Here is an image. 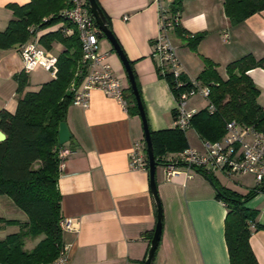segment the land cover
Segmentation results:
<instances>
[{
	"label": "crops",
	"instance_id": "1",
	"mask_svg": "<svg viewBox=\"0 0 264 264\" xmlns=\"http://www.w3.org/2000/svg\"><path fill=\"white\" fill-rule=\"evenodd\" d=\"M29 1L0 0V31L12 18L8 4L23 5ZM171 1L162 3L168 6ZM97 2L132 63L149 129L173 128L176 99L160 74L158 60L152 56L153 40L158 34V3L156 0ZM222 3L223 0L182 1L179 25L186 33L179 36L175 30L170 32L182 76L196 78L204 67L202 57L214 64L222 78L226 77L225 66L233 60L251 55L264 61V9L231 26ZM60 25L36 30L31 40ZM200 32L203 36L196 51H192L186 44L189 34ZM102 37L105 36L101 33L98 49L108 53L106 60L122 81L126 103L123 105L99 89H92L86 108L71 104L67 109L65 122L71 136L65 146L71 153L60 169L56 186L61 215L74 220L75 230L62 231V242L66 247V264H143L156 224V206L147 169L131 168L129 153L135 141L144 142V133L139 114L128 109L132 103L122 62L111 43L105 44ZM19 49L20 46L0 48V111L14 113L17 107L15 76L22 72ZM61 50L62 45L54 41L47 51L57 56ZM247 74L259 90L256 101L264 110V67L251 68ZM26 75L28 91L38 90L52 78L40 66ZM190 107L197 111L204 108ZM184 133L188 146L201 151L203 139L195 129L189 127ZM175 154L168 153L164 161ZM215 173L218 171L209 174L218 180ZM249 176L253 180L249 174L238 180ZM155 180L162 228L151 264H229L224 240L226 207L216 197L210 181L194 168L166 180L163 164L156 165ZM244 186L248 189L238 193L245 194L255 186L254 181ZM245 207L258 212L250 227L249 243L258 264H264V229L254 228L258 224L264 226V191L249 199ZM0 212H3L0 217L6 220L27 221L26 214L6 195H0ZM18 230L17 224L1 223L0 238ZM40 238H27L24 248L30 250Z\"/></svg>",
	"mask_w": 264,
	"mask_h": 264
},
{
	"label": "trees",
	"instance_id": "2",
	"mask_svg": "<svg viewBox=\"0 0 264 264\" xmlns=\"http://www.w3.org/2000/svg\"><path fill=\"white\" fill-rule=\"evenodd\" d=\"M182 1L172 0L169 11L180 13ZM66 6V0H30L23 5L8 4L12 18L0 31V48L21 46L33 39L36 30L64 22L61 11ZM222 6L230 25L235 26L264 9V0H223ZM102 14L108 23L103 11ZM175 32L179 36L186 33L180 25ZM189 36L186 44L196 51L203 33ZM54 41L62 45L56 56L55 78L42 83L36 91H28L25 90L27 75L20 72L15 76L18 94L15 112L0 111V130L6 136L0 141V195L8 196L27 216V221L21 223L0 217V224L19 225L17 232L0 238V264H48L58 256L63 246L59 227L62 218L60 193L56 183L60 175L57 149L65 144L58 143L57 128L60 121L66 120L67 109L72 104L70 84L81 81L85 68L81 64L80 43L75 34L64 35L57 28L37 38L46 50ZM201 59L204 67L196 80L209 86L208 101L214 110L210 112L206 107L198 110L190 119V127L202 139L210 141L223 136L225 124L230 120L264 131V110L256 101L259 90L247 74L251 68L264 67V61L251 55L233 60L225 66L226 77L222 78L210 60ZM128 61L132 68L131 61ZM132 72L140 93L133 68ZM182 78L185 79L184 76ZM164 79L170 85V76L166 75ZM128 91L132 103L128 109L138 113L129 86ZM150 136L156 165L163 164V157L168 153H178L188 146L184 131L176 127L150 130ZM194 169L210 181L216 197L226 207L224 240L229 264H258L250 247L251 229L248 224L254 222L257 211L245 207V203L264 191V185L254 186L245 194H240L221 185L212 174L201 168ZM254 228L264 229V226L258 224ZM39 236L41 238L33 248H24L27 238Z\"/></svg>",
	"mask_w": 264,
	"mask_h": 264
},
{
	"label": "built area",
	"instance_id": "3",
	"mask_svg": "<svg viewBox=\"0 0 264 264\" xmlns=\"http://www.w3.org/2000/svg\"><path fill=\"white\" fill-rule=\"evenodd\" d=\"M158 3V34L153 40L152 56L160 66V74L171 78L170 90L176 99L174 127L185 131L190 127V119L197 109L189 106V99L200 96L207 100L206 108L212 112V104L208 101L209 86L202 84L196 78H182L177 50L170 39V32L179 25L180 14L171 13L169 5L162 0ZM67 6L61 11L64 22L58 29L64 35L75 34L80 43L81 64L85 73L78 84L72 82V104L86 108L89 103L90 91L99 89L125 105V93L121 79L115 74L106 58L108 53L98 49L99 35L102 33L86 0H66ZM126 16H124V19ZM22 72L29 73L40 66L49 72L52 78L56 76V56L44 49L37 40H29L19 49ZM176 92V94H175ZM63 145V144H62ZM71 153L67 146L57 149L59 168L64 166L65 159ZM130 167L137 170L147 169L145 144L135 141L129 153ZM201 168L207 173L222 171L229 176L249 174L253 177L255 186L264 185V131L257 130L252 125L240 124L235 120L227 121L223 136L215 141L202 140V150L187 146L163 163L166 180L172 176L186 173L193 168ZM184 169V170H182ZM191 176V175H187ZM249 227L253 223L248 222ZM62 231L75 230L74 220L62 217L59 221ZM66 247L63 245L58 256L48 264H66Z\"/></svg>",
	"mask_w": 264,
	"mask_h": 264
},
{
	"label": "water",
	"instance_id": "4",
	"mask_svg": "<svg viewBox=\"0 0 264 264\" xmlns=\"http://www.w3.org/2000/svg\"><path fill=\"white\" fill-rule=\"evenodd\" d=\"M87 5L89 7V10L91 14L93 15L98 27L100 28L102 34L109 40V42L112 45V48L119 56L122 65L124 67V71L126 74V78L129 83V87L132 91V94L135 98V104L138 110V114L141 118L142 122V128L144 133V142H145V150H146V156H147V172H148V178H149V188L150 192L152 194L155 206H156V224L155 228L152 234V237L150 239L149 243V249L146 255V259L143 264H151L154 253L156 251L158 241L160 239L161 235V228H162V208L160 204V200L157 194V186H156V180H155V170H156V160L154 158L153 154V146L150 136V130L147 122L146 113L144 110V106L140 97V93L138 91L135 78L132 72V68L130 66V63L122 51L116 37L113 35L110 27L108 26L107 21L105 20L102 11L98 7L95 0H86ZM70 131L68 129V126L65 121H60L57 128V140L60 145L65 144L70 140ZM5 134L3 131L0 130V141L5 139Z\"/></svg>",
	"mask_w": 264,
	"mask_h": 264
},
{
	"label": "rangeland",
	"instance_id": "5",
	"mask_svg": "<svg viewBox=\"0 0 264 264\" xmlns=\"http://www.w3.org/2000/svg\"><path fill=\"white\" fill-rule=\"evenodd\" d=\"M101 39H103V42H105V44H110L109 41L106 39V37H102ZM45 75H47V74H45ZM141 100H142V98H141ZM142 103H143V101H142ZM143 106H144V104H143ZM189 106H196L197 108L205 107L206 106V99H204L200 96H193L189 99ZM144 110H145V107H144ZM145 113H146V110H145ZM215 176L217 177V179L221 185L228 186L229 188L234 189L237 192L242 191V190L245 192L248 188H246L244 186V183L253 182V180H251L250 176L244 177L246 180H238L240 178V176H226L219 171H218V173H215ZM0 213L3 214V212H0ZM257 215H258V212H257Z\"/></svg>",
	"mask_w": 264,
	"mask_h": 264
}]
</instances>
